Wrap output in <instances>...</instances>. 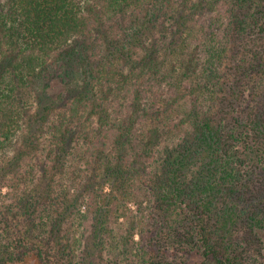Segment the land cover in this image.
<instances>
[{"label":"trees","instance_id":"1","mask_svg":"<svg viewBox=\"0 0 264 264\" xmlns=\"http://www.w3.org/2000/svg\"><path fill=\"white\" fill-rule=\"evenodd\" d=\"M193 255L264 264V0H0V264Z\"/></svg>","mask_w":264,"mask_h":264},{"label":"rangeland","instance_id":"2","mask_svg":"<svg viewBox=\"0 0 264 264\" xmlns=\"http://www.w3.org/2000/svg\"><path fill=\"white\" fill-rule=\"evenodd\" d=\"M133 207H135V205H133ZM197 260H198L197 256H195V255L191 256V258H190L191 264H197L196 263ZM15 264H37V263L35 261H33V260H29L27 262L23 261V262H18V263H15Z\"/></svg>","mask_w":264,"mask_h":264}]
</instances>
